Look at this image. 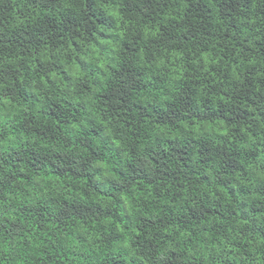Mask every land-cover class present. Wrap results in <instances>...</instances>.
Wrapping results in <instances>:
<instances>
[{"label": "trees", "instance_id": "16d2710c", "mask_svg": "<svg viewBox=\"0 0 264 264\" xmlns=\"http://www.w3.org/2000/svg\"><path fill=\"white\" fill-rule=\"evenodd\" d=\"M0 264H264V0H0Z\"/></svg>", "mask_w": 264, "mask_h": 264}]
</instances>
